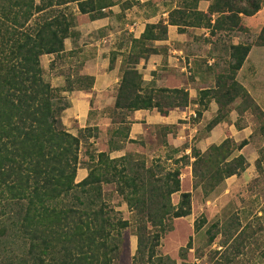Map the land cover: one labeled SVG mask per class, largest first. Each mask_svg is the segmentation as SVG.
<instances>
[{
	"label": "trees",
	"instance_id": "obj_1",
	"mask_svg": "<svg viewBox=\"0 0 264 264\" xmlns=\"http://www.w3.org/2000/svg\"><path fill=\"white\" fill-rule=\"evenodd\" d=\"M179 1L166 20L146 24L140 37L132 38L114 99L117 110L132 113L156 109L167 114L170 109L187 105L188 95L183 89L143 93L142 77L134 67L139 59L158 52L153 43L166 40L169 25L179 32L204 28L214 36L237 28L240 15L251 16L260 8L256 0ZM200 1H210L207 12L197 10ZM122 3V11L136 4L122 0H0V242L3 247L21 250L20 256L8 259L10 264H114L118 258L110 255L119 249L121 231L130 222L110 216L113 210L104 200V186H113L132 211L136 236L132 264H175L156 249L160 238L171 230L172 221L190 214L191 193L180 192L181 168L190 165L193 188L200 187L207 194L246 167L241 155L230 158L234 149L247 145L245 140L235 147L225 139L204 153L193 148L191 163L188 156L170 160L176 167L165 172L162 165L169 160H151L147 165L146 160H133L131 154L110 159L109 152L118 148L114 146L108 152L96 153L87 176L75 183L80 141L92 137L91 132L77 137L66 132L61 114L67 104L59 91L69 89L50 86L43 77L39 58L64 52V41L73 35L71 6L94 21L109 16L110 9ZM257 40L264 46V27ZM229 50L230 75L222 79L232 82L221 98L215 97L217 115L206 126L208 131L225 122L226 107L242 90L232 80L233 73L241 68L250 46L231 45ZM113 62L114 58L110 70ZM245 101L251 100L246 97ZM202 111L196 112V118ZM237 112L239 115L240 109ZM123 120L117 123L113 135L123 136L126 141L128 127H121ZM158 129L170 131L168 127ZM175 193H179L177 205L171 203Z\"/></svg>",
	"mask_w": 264,
	"mask_h": 264
},
{
	"label": "rangeland",
	"instance_id": "obj_2",
	"mask_svg": "<svg viewBox=\"0 0 264 264\" xmlns=\"http://www.w3.org/2000/svg\"><path fill=\"white\" fill-rule=\"evenodd\" d=\"M251 1L253 2V0ZM256 1L260 4V8L255 14L251 16L240 15V23L237 28L228 32L220 31L219 34L215 35L212 39L211 45L204 44L210 47V50H219L221 47L219 52L222 51L221 54H218L219 60L212 63L210 66L205 63V60L204 64L199 68L207 75L206 79L211 77L210 89L204 90L209 93L202 95L201 92L203 91L198 90L204 89L207 86V82L203 80L205 77H199L201 80L199 82L197 81L196 85L191 84L192 87H186L187 89L191 88L192 94L194 93L193 91H196V101L202 102L201 104H203V106H201V108H203V111L209 109L204 113L203 118H198L200 122L198 123L201 125L200 127H198L199 125L195 126L198 127V130L200 129L198 134L186 143V146L192 150L198 138L207 134L208 129L206 126L217 115V112L213 111V109L210 110L209 102H211L212 99L215 102L216 96L221 98L225 88L232 82L222 79L223 76L230 75L228 67L231 62L229 47L237 44L250 46L248 55L240 68V73L238 74V71L233 73L235 75H233L232 80L235 81V84L241 87L242 90L237 91V97L226 107L225 110L228 112L225 116V126L219 128V130L223 132L222 137L225 136L229 139L235 147L242 141H247V145L240 150L234 149L230 156V158H236L241 155L246 162V167L244 171L237 176L234 175L224 179L207 194H204L200 187L193 188L192 174L189 181V178H186L184 175V167L181 168L179 176L180 190L181 181H183V186L190 188V214L172 221L171 230L160 238L159 246L156 249L160 255L169 257L175 264H264V46L258 45L259 42L257 40L264 27V0ZM164 2L171 5L170 8L180 3L179 0H164L163 3ZM204 2H207L208 8L210 1ZM151 3L152 2L145 4L143 10L148 17H151V20L147 24H155V22H153L154 18L152 17L156 15L160 17V13L162 12H164L163 15L167 14L168 16L170 9L169 7L167 8V4H165L164 7L161 0L154 2V5H151ZM123 4L124 3L118 4L117 7H115L116 12L123 7ZM126 4L128 3H125V5ZM205 6V3L202 5V3L199 2L197 10L203 12L200 8L203 7L204 9ZM71 9L74 13V23L71 29V32L75 34V37H72V41L76 39L74 46H76L75 48H79L82 44L86 46L83 47V51L77 56H75V54L71 56L65 51V53L63 52L58 55H42L39 58V64L43 70L44 79L52 88L69 89V91H59V96L63 103L67 104V108L61 114V123L66 132L74 137L91 132L90 135L92 137L89 139L82 137L78 152V169H84L88 172L91 160L93 159L95 161L94 155L97 153V148L94 147V143L98 140L105 143V137L107 138L108 136V138H110V134L113 135V131L119 127L117 123L120 120L124 119L123 121L126 125L125 120L128 113H126L125 110H117L114 107L113 100L114 96L117 94V87L113 88L111 86L108 88L103 83L99 82L97 85L95 84V88L98 89V91H96L92 88L94 86V79H82L83 76L79 74L81 64L84 62L82 56L89 58L92 51L95 52V55L102 56V59L99 60L98 63L101 66L104 65V63L108 66V70L107 68L102 69L104 73L110 70L109 64L112 58H114V60L120 59L121 61L126 59L127 53H130L129 51L132 47L131 40L133 37L131 34H125L128 28L126 29L124 24L118 20H113V23L105 20L104 22L109 23L99 26L97 23H91L92 21L89 20L87 15L79 14L75 6H71ZM122 13L124 16V12ZM155 13L156 15L152 16V14ZM117 16H119V14ZM110 26H112L113 29H117L118 34L111 36L110 33L109 35L106 29L110 30ZM187 29L193 28H185V30ZM195 29V33L198 34L196 37L201 41L204 40L199 34L200 31H196ZM115 38L119 40L117 44H119L121 48L122 45L126 48L129 47L127 52L125 51L119 54V58L109 51L111 42H114ZM77 41H79V44ZM81 41L83 42L81 43ZM65 42L66 46L69 47L68 39L65 40ZM90 42L91 44H87ZM184 45L188 47L191 45L190 41L187 39L184 41ZM159 50L161 51L162 49L160 48ZM98 67L97 70L96 68L94 69V67L92 69L98 72L101 70L100 66ZM123 67L124 66L121 64L117 74L115 70L112 71L115 74L113 75L115 76L113 77L114 79H110V83L113 86L116 84V81H118L119 85L122 71L126 69ZM187 68L186 70L190 73ZM137 72H139V70H137ZM140 72V75H142L141 77H143L145 72L141 70ZM146 74L150 77L152 76L153 79L150 80V78H148L147 81H143V93L162 88H157L154 83H152V81L155 82L156 78L159 79L162 74H159V72H152L150 75L146 72ZM194 76L195 74H193L192 71L191 76H187V82H193ZM162 78H166V76ZM222 83L224 84L223 86L221 85ZM219 84L221 85L220 88ZM81 88L87 91L84 92V94L88 96L87 101L89 102L85 107L88 111L87 116L79 114L81 110L78 109L79 107L75 106V99H77L80 94L76 95L77 93H72ZM183 89H185V87H183ZM216 91L217 93L215 94ZM233 94L234 93L231 92V95ZM246 97L251 101H245ZM224 99L225 98H222V100ZM201 108L199 104L198 110ZM239 109L240 113L238 115L237 111ZM195 117L196 112L194 118ZM122 126L121 124V127ZM86 128L90 131L83 132L82 130ZM236 131L240 132L236 133ZM113 136L114 137L111 139L112 143L109 142V140L106 143L107 150H105L107 152L110 148L117 146L120 141L125 142L123 136ZM159 145L160 144L151 145L145 150L146 152L147 150L158 149L155 153L159 154V157L150 158L147 154L143 155L135 152L128 154L133 156V160H146L147 165L151 163V160H168L167 158H169V156L171 157V153L167 152L164 154ZM136 147L139 146L136 145L135 148ZM171 160L173 159L171 158ZM164 162L165 163L162 165L164 167L163 172L167 171L169 168L173 169L176 167L170 160ZM189 163L191 162L189 161ZM189 166L190 165H188V167ZM80 181L81 180H79L76 175L75 183ZM103 194L105 202L109 204V208L113 210V214H110V216L113 217V219L130 222L129 227L121 231V244L119 249L110 256H117L118 259L114 260V264H132V258L136 250V236L134 235L132 226V211L122 198L114 192L113 186H104ZM178 200L179 193L171 195V203L173 205H177ZM188 242L190 244L189 247L184 251L181 250L186 247ZM7 248L3 247L0 242V264H10L8 259L11 260V256L21 255V250L18 247ZM14 264H16L15 261Z\"/></svg>",
	"mask_w": 264,
	"mask_h": 264
},
{
	"label": "crops",
	"instance_id": "obj_3",
	"mask_svg": "<svg viewBox=\"0 0 264 264\" xmlns=\"http://www.w3.org/2000/svg\"><path fill=\"white\" fill-rule=\"evenodd\" d=\"M126 1L130 2V4L133 2H135L136 4L132 5V7L127 8L123 11L119 9L118 12H116L115 9V7H117L116 5L110 9L111 13L109 14V16L103 19L92 21L91 23L94 24L97 23L99 26H101V25H107L109 22L113 23V20H118L122 24H124L126 29L128 28V31L125 33L126 35L131 34L134 39H138L144 30L145 24H147L151 20V17H148L146 13H144L145 11L143 12L145 4L147 3L149 4V2H152L151 5H154L153 4L154 2L160 0H134V1L122 0V2H126ZM163 1L164 0H161L162 5L164 7L165 4H167V8L169 7V9L175 7L172 6V8H170L171 5L165 2L163 3ZM200 2L202 3V5L203 3L206 4L204 8L205 10L203 9V7L200 8L201 10H203V12L204 11L206 12L207 2L204 1H200ZM121 11L124 12V16L123 13H121ZM118 14L119 16H117ZM163 14L164 12L160 13V17H157L156 13L152 14V16L156 15L155 17H152L154 18L153 22L157 23L160 19L166 20L167 14L166 15ZM105 20L109 22L106 23L104 22ZM177 29L178 28L176 26L175 27L168 26L166 40L156 41L153 43V47L155 49H158V52L156 54L149 55L147 59H139L138 63L135 64L134 67L137 68L136 70H139V72L140 70L145 72L143 74L142 78L144 79H142V81H147L148 78H150V80L153 79L152 76L151 77L148 76L146 72H148L149 75L152 72H156V73L159 72V74H162V76H160L159 79L156 78L155 82L152 81V83H154L155 87L157 88L162 87L167 89H183V87H185V89L183 90H185V92H187L188 95L187 105L185 107L170 109L167 114H161L156 109L138 110L132 113H128L125 120L126 125L125 123L122 124L123 125L122 127L124 126L128 127V130L126 132L127 140L125 142L120 141L119 144L117 145L118 148L112 149L109 152L108 156L110 159H118L131 152H135L143 155L147 154L150 158L159 157V154L155 153L156 151H158V149L147 150L146 152L145 150L148 149L149 146L151 145L160 144L159 146L161 147L164 154H166L167 152L172 153L171 150L173 149L178 150V153L170 154L171 157H169L168 160H171V158L173 160H179V158L182 156H188L189 157L188 160L190 162L194 160L190 156L191 148L186 146V143H188L191 139H193L200 130V129L198 130V127L201 126L199 125L200 123L198 121L199 119L196 117L194 118L195 112H197L199 108V101H196L197 99L196 91H193L194 93L192 94L191 88L187 89L186 87L188 86L192 87L191 84L196 85L197 81L199 82L201 80L199 77L202 78L205 77L203 80L207 82V86L204 89H198V90L204 91L208 89L211 84L210 82L211 77L209 79H206L207 75H205V73H203L199 68L204 64L205 60H206L205 63L208 66H210L215 61L219 60L218 54L219 53L221 54L222 51L219 52V50H221V47L219 50L218 49L210 50V47L204 45V44L211 45V41L215 37V35L211 36L207 29L193 28V29H187L185 30V32H179ZM194 29L196 31H200L199 34L200 36H202V39L204 40L201 41L199 38L196 37V35L198 34L195 33ZM106 31L107 33H109V35L111 33V36L118 34L117 29H113L112 26H110V30L106 29ZM218 34L219 33H217L216 35ZM72 37H75V34L67 38L69 41V47L66 46V42L64 41V51L68 52V54L72 53L69 54L71 56H73L74 54L75 56H77L79 53L83 51L82 49L86 45L82 44L84 46L80 45L79 48H75L76 46H74V44L76 43V39L75 41H72L73 40ZM187 39L190 41L191 44L189 45L190 47L189 46L186 47L184 45V41H186ZM118 41L119 40L115 38V41L111 42V46L109 47L110 53L114 54L116 57L118 56L117 58H119L120 56L119 54H122L125 51L127 52L129 48V47L126 48L125 46L123 47V45L121 48V46L117 44ZM82 42L83 41H81V43ZM77 43L79 44V41H77ZM70 44L72 47L70 46ZM87 44H91V42ZM160 48L162 49L161 51L159 50ZM101 59L102 56H98L97 54L95 55L94 51H92V54L91 56H89V58H87L86 56H82V60L84 62L83 64H81V69L79 74L81 76H89L92 77V79H94V86L92 87L93 90L98 91V89L95 88V84L97 85L99 82L103 83L108 88H110L111 86L113 88L118 87V81H116V84L113 86L110 83L111 82L110 79L112 80L114 79L113 77L115 76L113 75L115 74L112 71L115 70L117 74L121 67L122 61L120 59L114 60L113 68L103 73L102 69L107 68L108 70V66H106L105 63L104 65L101 66L98 63L99 60ZM98 66H100L102 71L101 70L98 72L94 71L95 68L97 70ZM93 67L94 69H92ZM186 68L190 71V73L186 70ZM192 71L193 74H195L194 81L188 83L187 76L189 75L191 76ZM239 73H240V69L238 70V74ZM163 76H166V78H162ZM84 92L87 91L84 89H80L73 91L72 93L74 94L77 93L76 95L80 94L77 97V99H75V104H76L75 106L79 107L78 109L81 110L79 114H83V116L84 115L87 116L88 111L86 110L85 107L86 104H88L89 102L87 101L88 96H86ZM209 108L210 110L213 109V111L217 112L216 110L218 109V107L217 104L213 101V99L211 100V102H209ZM208 110L209 109H207L206 111L204 110L201 113V118L204 117V113L207 112ZM197 125L199 126L195 127ZM224 126H225V122H222L216 125L215 127H213L210 131L207 132L206 135L198 138V141L194 145V148L200 153H204L209 147L213 145L221 144L224 139H227L225 136L222 137L223 132L219 130V128ZM162 127H168L170 128V131L165 132L162 131L161 129H158ZM238 132L240 131H236V133ZM113 137L114 136L112 134H110V138H108V136L107 138L105 137V143L101 142V140L96 141L94 143V147L97 148L96 152L97 153L107 152L106 143L108 140L109 142L112 143L111 139ZM136 145L139 147L135 148ZM183 172L186 178H189L190 181L192 174L191 166L189 167L185 166ZM76 175L79 178V180H83L87 176V171L84 169H78ZM189 189L190 188H187V186H183V181H181V192H189Z\"/></svg>",
	"mask_w": 264,
	"mask_h": 264
}]
</instances>
